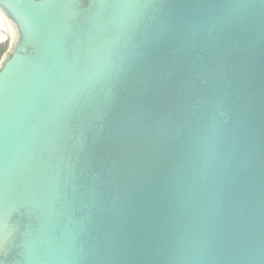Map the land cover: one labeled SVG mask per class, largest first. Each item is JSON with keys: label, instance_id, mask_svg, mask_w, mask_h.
I'll use <instances>...</instances> for the list:
<instances>
[{"label": "water", "instance_id": "1", "mask_svg": "<svg viewBox=\"0 0 264 264\" xmlns=\"http://www.w3.org/2000/svg\"><path fill=\"white\" fill-rule=\"evenodd\" d=\"M3 34L0 264H264V0H0Z\"/></svg>", "mask_w": 264, "mask_h": 264}, {"label": "trees", "instance_id": "2", "mask_svg": "<svg viewBox=\"0 0 264 264\" xmlns=\"http://www.w3.org/2000/svg\"><path fill=\"white\" fill-rule=\"evenodd\" d=\"M5 49H6V44L0 43V58H1V55L3 54V52L5 51Z\"/></svg>", "mask_w": 264, "mask_h": 264}, {"label": "rangeland", "instance_id": "3", "mask_svg": "<svg viewBox=\"0 0 264 264\" xmlns=\"http://www.w3.org/2000/svg\"><path fill=\"white\" fill-rule=\"evenodd\" d=\"M8 42H9V38H8V36L5 38H2V40L0 41V43H5L6 44V48H7V46H8Z\"/></svg>", "mask_w": 264, "mask_h": 264}, {"label": "bare ground", "instance_id": "4", "mask_svg": "<svg viewBox=\"0 0 264 264\" xmlns=\"http://www.w3.org/2000/svg\"><path fill=\"white\" fill-rule=\"evenodd\" d=\"M5 36H6V35H4V34H3L2 36H0V40H2V38H4Z\"/></svg>", "mask_w": 264, "mask_h": 264}]
</instances>
